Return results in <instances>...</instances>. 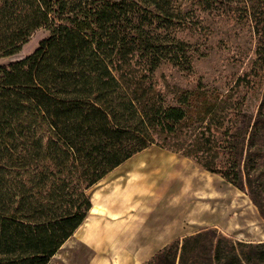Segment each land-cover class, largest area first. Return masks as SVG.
<instances>
[{"label":"trees","instance_id":"trees-1","mask_svg":"<svg viewBox=\"0 0 264 264\" xmlns=\"http://www.w3.org/2000/svg\"><path fill=\"white\" fill-rule=\"evenodd\" d=\"M197 10L251 23L264 86V0H0V264H48L87 218L88 190L154 145L247 193L264 219V94L254 119L216 108L186 125L189 93L170 102L155 79L163 63L190 69L177 33ZM143 264H264V242L202 230Z\"/></svg>","mask_w":264,"mask_h":264},{"label":"rangeland","instance_id":"rangeland-1","mask_svg":"<svg viewBox=\"0 0 264 264\" xmlns=\"http://www.w3.org/2000/svg\"><path fill=\"white\" fill-rule=\"evenodd\" d=\"M192 15L195 23L191 28L177 33L191 45L190 69L180 70L163 63L157 68L155 79L170 102L184 92L189 93L186 125L206 122L216 108H234L246 114L247 120L254 119L264 86L262 74L256 69V37L251 23L201 10ZM48 36L46 30L36 31L22 46L21 55L30 56ZM7 64L5 58H0V65ZM148 149L122 166L144 163L148 168L162 170L160 175L168 180L164 183V205H168V209L164 207V224L174 229L172 237L164 238V247L181 239V235L203 229L216 230L234 241L264 242V219L247 193L219 175L203 171L181 154L155 145ZM90 255L77 244L61 248L48 264H90Z\"/></svg>","mask_w":264,"mask_h":264},{"label":"crops","instance_id":"crops-1","mask_svg":"<svg viewBox=\"0 0 264 264\" xmlns=\"http://www.w3.org/2000/svg\"><path fill=\"white\" fill-rule=\"evenodd\" d=\"M124 163L88 190L89 214L61 247L82 246L91 254L90 264H143L164 248V238L172 237L174 226L164 224L168 180L160 175L162 170Z\"/></svg>","mask_w":264,"mask_h":264}]
</instances>
